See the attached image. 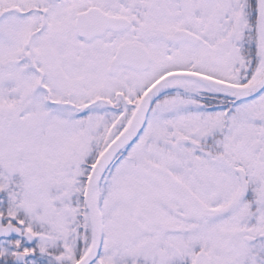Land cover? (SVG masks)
Masks as SVG:
<instances>
[{"label":"snow or ice","instance_id":"snow-or-ice-1","mask_svg":"<svg viewBox=\"0 0 264 264\" xmlns=\"http://www.w3.org/2000/svg\"><path fill=\"white\" fill-rule=\"evenodd\" d=\"M0 264H264V0H0Z\"/></svg>","mask_w":264,"mask_h":264}]
</instances>
